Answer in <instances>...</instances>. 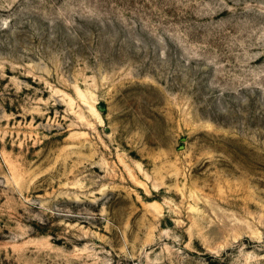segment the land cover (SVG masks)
Instances as JSON below:
<instances>
[{
	"label": "rangeland",
	"instance_id": "rangeland-1",
	"mask_svg": "<svg viewBox=\"0 0 264 264\" xmlns=\"http://www.w3.org/2000/svg\"><path fill=\"white\" fill-rule=\"evenodd\" d=\"M0 264H264V0H0Z\"/></svg>",
	"mask_w": 264,
	"mask_h": 264
}]
</instances>
